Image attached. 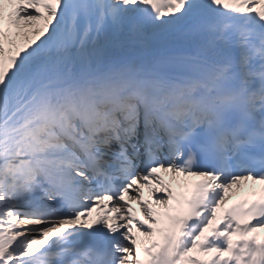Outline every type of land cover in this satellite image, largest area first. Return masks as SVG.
Here are the masks:
<instances>
[{
	"label": "snow or ice",
	"instance_id": "6c2138e0",
	"mask_svg": "<svg viewBox=\"0 0 264 264\" xmlns=\"http://www.w3.org/2000/svg\"><path fill=\"white\" fill-rule=\"evenodd\" d=\"M0 264H264V0H0Z\"/></svg>",
	"mask_w": 264,
	"mask_h": 264
}]
</instances>
